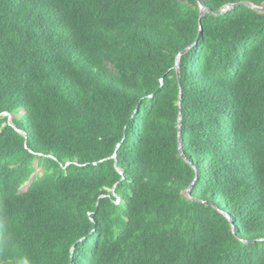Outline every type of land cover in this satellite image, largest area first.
Here are the masks:
<instances>
[{
    "label": "trees",
    "instance_id": "1",
    "mask_svg": "<svg viewBox=\"0 0 264 264\" xmlns=\"http://www.w3.org/2000/svg\"><path fill=\"white\" fill-rule=\"evenodd\" d=\"M200 12L0 0V264H264V13Z\"/></svg>",
    "mask_w": 264,
    "mask_h": 264
},
{
    "label": "water",
    "instance_id": "2",
    "mask_svg": "<svg viewBox=\"0 0 264 264\" xmlns=\"http://www.w3.org/2000/svg\"><path fill=\"white\" fill-rule=\"evenodd\" d=\"M198 4L200 6V9H201V18L204 17L208 12L209 13H212V14H216V15H222V14H225L226 12H228L229 10H232L234 9L235 7L239 6V5H245V6H248V7H251L253 8L254 10L258 11V12H261V13H264V4L262 6H258V5H255L249 1H241V2H238V3H231L227 6H225L224 8H222L221 10L219 11H213L211 8H209L207 5H206V2L205 0H198ZM202 25L200 27V32H202ZM198 41H196L194 44H192L191 46H189L188 48H186L185 50H183L179 55H178V58H177V62H176V68H177V72H178V76H180V72H181V55L185 54L186 52H188L195 44H197ZM180 132H181V125H180ZM182 153H183V150H181ZM184 156V154H183ZM119 170L122 172V168L118 167ZM191 189H189L190 191Z\"/></svg>",
    "mask_w": 264,
    "mask_h": 264
},
{
    "label": "rangeland",
    "instance_id": "3",
    "mask_svg": "<svg viewBox=\"0 0 264 264\" xmlns=\"http://www.w3.org/2000/svg\"><path fill=\"white\" fill-rule=\"evenodd\" d=\"M35 167H36V172L33 174V177H34L35 175H38V174H41V173H42V167L40 166L39 161L36 162ZM29 183H30V182H28V183L24 186V189H27V187H29V185H30ZM28 184H29V185H28Z\"/></svg>",
    "mask_w": 264,
    "mask_h": 264
},
{
    "label": "bare ground",
    "instance_id": "4",
    "mask_svg": "<svg viewBox=\"0 0 264 264\" xmlns=\"http://www.w3.org/2000/svg\"><path fill=\"white\" fill-rule=\"evenodd\" d=\"M29 184H30V183H29ZM29 184H28V185H29Z\"/></svg>",
    "mask_w": 264,
    "mask_h": 264
}]
</instances>
